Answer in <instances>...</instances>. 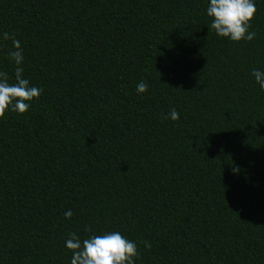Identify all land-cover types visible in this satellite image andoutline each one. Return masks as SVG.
I'll list each match as a JSON object with an SVG mask.
<instances>
[{
    "label": "trees",
    "instance_id": "obj_1",
    "mask_svg": "<svg viewBox=\"0 0 264 264\" xmlns=\"http://www.w3.org/2000/svg\"><path fill=\"white\" fill-rule=\"evenodd\" d=\"M254 2L256 38L236 43L210 29V0H0V34L43 90L0 118V264H71L69 233L112 231L135 264H264ZM11 50L0 39L15 82Z\"/></svg>",
    "mask_w": 264,
    "mask_h": 264
},
{
    "label": "clouds",
    "instance_id": "obj_2",
    "mask_svg": "<svg viewBox=\"0 0 264 264\" xmlns=\"http://www.w3.org/2000/svg\"><path fill=\"white\" fill-rule=\"evenodd\" d=\"M257 11L254 0H210L206 9L207 16L211 19L210 29L219 37L236 43L250 42L256 38V32L250 31V28ZM0 39L11 40L14 50L9 52V59L16 65L15 82H10L8 73L0 71V118L9 110L26 114L31 102L39 99L43 90L30 86L29 80L23 78L24 55L20 41L7 32L0 34ZM251 74L264 91V71L253 68ZM136 90L140 94L146 93L147 83L139 82ZM168 118L178 121L180 116L173 108L164 117ZM72 215L71 211L65 213L67 219H71ZM86 231L91 232V228ZM69 237L65 243L66 248L72 252L71 264H135L139 258L137 244L118 231L91 235L83 240L76 233H69ZM143 243L146 249H151L150 242Z\"/></svg>",
    "mask_w": 264,
    "mask_h": 264
}]
</instances>
